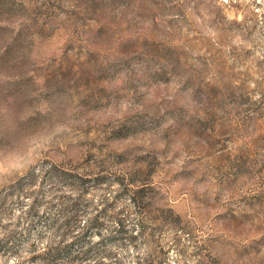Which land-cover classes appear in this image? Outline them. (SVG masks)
<instances>
[{
  "label": "rangeland",
  "instance_id": "rangeland-1",
  "mask_svg": "<svg viewBox=\"0 0 264 264\" xmlns=\"http://www.w3.org/2000/svg\"><path fill=\"white\" fill-rule=\"evenodd\" d=\"M95 215L122 223L108 255L49 263ZM0 241V264H264V0H0Z\"/></svg>",
  "mask_w": 264,
  "mask_h": 264
},
{
  "label": "trees",
  "instance_id": "trees-1",
  "mask_svg": "<svg viewBox=\"0 0 264 264\" xmlns=\"http://www.w3.org/2000/svg\"><path fill=\"white\" fill-rule=\"evenodd\" d=\"M142 188L143 187H140L138 189L142 190ZM79 196L71 199V202L62 203L61 213L64 214V216L61 220V228L66 229L70 226L73 219L80 216L77 210L80 199ZM128 199L135 208H139L144 204L145 199L148 198L144 195V192H129ZM138 213L141 214L142 211ZM112 222L113 229L106 233L104 232L107 231V227L104 224L105 219L103 216L95 215L88 220L86 225H83L81 232L73 234L68 241L63 240L59 243L48 244L42 254L46 256L49 263H54L56 259L61 257L90 258L102 249L104 250L101 254H98V257H105L102 255H108L106 251H108V247H110L109 243H114L115 238L122 232L121 220L115 219ZM94 235L98 236L97 240L93 239ZM1 242L2 241H0V244ZM9 242H11V238L6 239L5 246H7Z\"/></svg>",
  "mask_w": 264,
  "mask_h": 264
}]
</instances>
